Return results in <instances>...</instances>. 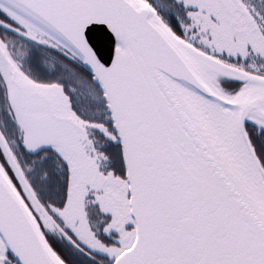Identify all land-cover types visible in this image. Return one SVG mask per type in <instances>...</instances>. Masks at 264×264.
I'll list each match as a JSON object with an SVG mask.
<instances>
[{
	"label": "snow or ice",
	"instance_id": "snow-or-ice-1",
	"mask_svg": "<svg viewBox=\"0 0 264 264\" xmlns=\"http://www.w3.org/2000/svg\"><path fill=\"white\" fill-rule=\"evenodd\" d=\"M0 264H264V0H0Z\"/></svg>",
	"mask_w": 264,
	"mask_h": 264
}]
</instances>
